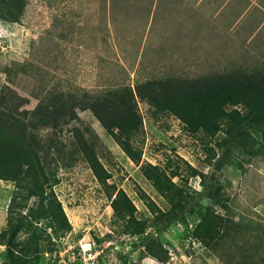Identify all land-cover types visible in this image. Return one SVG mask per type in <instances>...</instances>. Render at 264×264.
Listing matches in <instances>:
<instances>
[{
  "label": "rangeland",
  "instance_id": "1",
  "mask_svg": "<svg viewBox=\"0 0 264 264\" xmlns=\"http://www.w3.org/2000/svg\"><path fill=\"white\" fill-rule=\"evenodd\" d=\"M176 1L24 0L23 12L14 21L0 8V88L12 87L29 98L26 107L32 108L37 96L52 85L96 91L167 75L190 78L234 68H264V50L239 52L244 58L233 61L239 64L234 66L206 67L200 65L206 63L203 60H180V55H187L175 50ZM138 108L142 115L138 164L125 156L90 111L79 112L99 136L98 155L111 174L109 185L99 182L84 162L58 168L53 190L69 228L55 234L47 220L37 224L45 231L39 241L44 250L34 256L35 264H158L142 251L137 236L123 233L110 205V186L115 185L133 201L139 219L151 222L154 216L148 199L164 211L169 209L167 199L139 170L146 161L168 165L169 174L178 171L181 176L173 181L187 197L203 188L201 177L191 176L187 164L205 174L214 172L222 186L220 194L228 202L227 216L264 222V139H259L262 145L256 153L246 156L234 150L226 164L214 170L212 164L221 154L218 143L226 136L223 132L213 137L191 133L171 115L155 118L143 102H138ZM18 190L15 181L0 179V231L7 228L11 199L15 197L17 206L25 204L23 212L35 201L32 197L25 202L16 196ZM202 203L192 209L188 204L184 220L172 223L161 235L170 253L166 264H225L196 237ZM29 234L24 229L18 239L24 241ZM4 262L5 247L0 244V264Z\"/></svg>",
  "mask_w": 264,
  "mask_h": 264
},
{
  "label": "trees",
  "instance_id": "2",
  "mask_svg": "<svg viewBox=\"0 0 264 264\" xmlns=\"http://www.w3.org/2000/svg\"><path fill=\"white\" fill-rule=\"evenodd\" d=\"M24 6V0H0V8L8 11L11 21L17 19ZM138 102L145 103L155 118L164 114L175 117L191 133L203 132L213 137L223 132L226 136L218 143L221 154L212 164L214 170L223 167L234 150L248 156L261 149L264 68H234L190 78L167 75L136 80L132 85L113 84L96 91L52 85L37 96L32 108L26 107L29 98L3 85L0 179L15 181L19 189L16 196L25 202L35 197L26 212L22 210L25 204L17 206L15 197L11 199L7 228L0 231V244L5 247L4 264H35L34 256L44 250L39 241L44 239L45 229L37 225L42 220L48 221L55 234L69 228L53 190L58 168L81 161L99 182L109 185L111 174L98 155L99 136L89 123L81 120L80 111H90L125 156L140 163L137 139L142 132V115ZM187 166L191 176L201 177L203 187L189 197L173 181L174 176H181L178 171L169 174L168 165L162 167L147 161L139 165L143 177L170 206L164 211L148 199L147 207L154 214L151 222L137 217L135 204L122 188L110 186L114 221L123 233L137 236L143 252L158 264H166L170 253L161 235L172 223L184 220L189 206L192 209L195 203L205 201L198 213V241L224 259L225 264H264V222L228 217V202L220 194L222 186L215 173L205 174ZM141 197L145 199L146 195L141 192ZM24 229L30 234L21 241L18 237Z\"/></svg>",
  "mask_w": 264,
  "mask_h": 264
},
{
  "label": "crops",
  "instance_id": "3",
  "mask_svg": "<svg viewBox=\"0 0 264 264\" xmlns=\"http://www.w3.org/2000/svg\"><path fill=\"white\" fill-rule=\"evenodd\" d=\"M176 4L175 50L187 55H180V60H203L206 63L200 65L206 67L234 66L239 65L233 62L239 52H263L264 0H177ZM212 60L221 62L213 65Z\"/></svg>",
  "mask_w": 264,
  "mask_h": 264
}]
</instances>
